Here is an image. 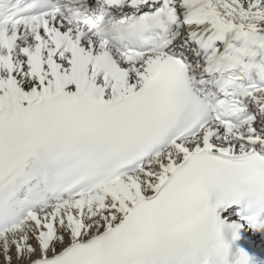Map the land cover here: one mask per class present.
I'll return each instance as SVG.
<instances>
[{"label":"snow or ice","instance_id":"1","mask_svg":"<svg viewBox=\"0 0 264 264\" xmlns=\"http://www.w3.org/2000/svg\"><path fill=\"white\" fill-rule=\"evenodd\" d=\"M0 264H264V0H0Z\"/></svg>","mask_w":264,"mask_h":264}]
</instances>
